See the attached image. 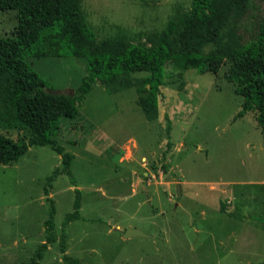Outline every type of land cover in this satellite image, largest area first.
I'll list each match as a JSON object with an SVG mask.
<instances>
[{"label":"rangeland","instance_id":"rangeland-1","mask_svg":"<svg viewBox=\"0 0 264 264\" xmlns=\"http://www.w3.org/2000/svg\"><path fill=\"white\" fill-rule=\"evenodd\" d=\"M189 4L84 0L81 8L98 40L148 45ZM16 26L15 11H0V38ZM26 62L55 94L74 95L87 75L85 62L70 57ZM227 68L214 75L167 65L155 121L146 120L133 88L108 94L97 84L78 118L60 119L51 137L73 155L71 175L48 189L56 241L39 264H69L63 234L64 254L76 264H264V144L252 114L233 120L242 97L223 78ZM60 163L48 146H32L16 164L0 166V264H26L44 242L51 205L44 189ZM75 189L81 218L63 227ZM221 202L236 217L220 213ZM128 228L145 236L126 238Z\"/></svg>","mask_w":264,"mask_h":264},{"label":"trees","instance_id":"trees-1","mask_svg":"<svg viewBox=\"0 0 264 264\" xmlns=\"http://www.w3.org/2000/svg\"><path fill=\"white\" fill-rule=\"evenodd\" d=\"M84 0H0V11H15L17 26L10 38H0V127L17 129L13 140L0 133V166L16 164L29 147L48 146L60 156V166L47 177L44 193L49 217L44 221L45 240L26 264H39L56 241L55 208L48 197L51 183L60 175L70 176L73 155L51 136L61 118L75 119L84 97L93 85L108 94L133 88L136 103L148 121L159 116L161 82L167 65L175 70H195L216 75L228 65L223 78L242 97L233 120L252 114L264 144V0H190L189 8L170 18L148 45L117 36L98 40L92 33L81 5ZM82 60L87 75L74 95L50 92L45 82L26 62L28 58ZM166 133L171 125L165 114ZM162 168L167 169L163 164ZM152 169H155L152 166ZM73 210L62 226L81 218L78 189ZM219 212L231 218L224 202ZM64 234L60 241L63 259Z\"/></svg>","mask_w":264,"mask_h":264},{"label":"water","instance_id":"water-1","mask_svg":"<svg viewBox=\"0 0 264 264\" xmlns=\"http://www.w3.org/2000/svg\"><path fill=\"white\" fill-rule=\"evenodd\" d=\"M72 95V94H70ZM176 195H180V187L179 185L176 186ZM136 236H141V237H144L145 235L137 230V229H134V228H128L126 231H125V237L126 238H131V237H136Z\"/></svg>","mask_w":264,"mask_h":264},{"label":"crops","instance_id":"crops-1","mask_svg":"<svg viewBox=\"0 0 264 264\" xmlns=\"http://www.w3.org/2000/svg\"><path fill=\"white\" fill-rule=\"evenodd\" d=\"M145 158H142V161L144 160ZM144 166V165H143ZM147 175V174H146ZM228 205H231V202L227 200ZM229 211V210H228ZM233 212V211H232Z\"/></svg>","mask_w":264,"mask_h":264}]
</instances>
